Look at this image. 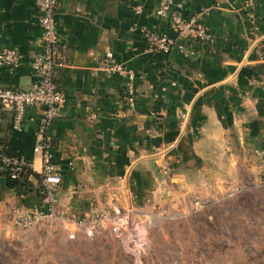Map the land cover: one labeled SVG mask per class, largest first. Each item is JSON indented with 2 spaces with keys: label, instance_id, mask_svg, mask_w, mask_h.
<instances>
[{
  "label": "crops",
  "instance_id": "crops-1",
  "mask_svg": "<svg viewBox=\"0 0 264 264\" xmlns=\"http://www.w3.org/2000/svg\"><path fill=\"white\" fill-rule=\"evenodd\" d=\"M247 1L61 0L56 25L68 64L55 73L64 103L50 136L62 172L58 195L68 214L81 219L111 204L178 211L190 200H218L250 180L260 182L264 57L255 51L264 46V0L250 9ZM164 3L180 5L187 17L210 9L204 20L211 38L196 44L193 54L148 49L144 31L175 37L156 15ZM38 18V0H0V47L22 56L14 75L0 72L2 85L29 90L35 83L31 62L43 51ZM109 52L137 77L134 109L125 107L122 79L99 68ZM43 113V107L28 109L22 131H14L12 111L0 106L1 145L36 174L43 169L34 152ZM31 181L33 189L18 196L7 190L0 171V240L20 233L13 226L17 209L40 205L38 181ZM74 229L35 230L64 235Z\"/></svg>",
  "mask_w": 264,
  "mask_h": 264
},
{
  "label": "built area",
  "instance_id": "built-area-1",
  "mask_svg": "<svg viewBox=\"0 0 264 264\" xmlns=\"http://www.w3.org/2000/svg\"><path fill=\"white\" fill-rule=\"evenodd\" d=\"M61 0H38V26L42 31L43 51L31 62V70L36 81L29 90H19L6 87L0 82V105L13 113V130L22 131L25 115L28 109L43 107L44 113L38 126V143L34 152L42 157L43 169L41 203L30 210L20 208L15 211L13 226L17 231L29 232L41 227L57 230L62 225L74 227L68 230L67 239L74 240L80 231L94 238L108 233L120 245L122 251L131 256L133 264H143V258L150 248V233L154 227L166 220L197 213L204 209L205 203L198 199L188 201L182 209L172 211L161 207L123 209L118 204H111L104 211L85 218L77 219L68 214L62 207L58 191L62 184V172L55 161L54 145L50 136L51 127L61 115L64 94L55 83V73L68 64V47L59 38L56 25V15L59 12ZM254 0H248L247 9L253 8ZM137 13L142 12V6L135 5ZM210 9H202L199 13L187 17L184 9L171 3L162 4L156 11L157 17L169 22L175 37L167 33L144 31L142 38L152 52L168 53L174 48L193 54L198 43H204L211 38L210 30L204 20ZM252 23V35L257 37L258 27L254 14L249 15ZM257 39V38H256ZM256 54L264 57V46L256 47ZM22 56L15 49L0 47V72L6 71L14 75L20 68ZM100 70L107 76H119L124 83L125 107L134 109L137 99V77L125 64L119 62L116 56L109 52L100 60ZM122 116L123 113H119ZM185 118V116H183ZM0 160L16 178L24 171L26 162L9 158L0 152ZM259 184L264 185V175ZM245 186H238L227 193L234 197L242 192Z\"/></svg>",
  "mask_w": 264,
  "mask_h": 264
},
{
  "label": "rangeland",
  "instance_id": "rangeland-1",
  "mask_svg": "<svg viewBox=\"0 0 264 264\" xmlns=\"http://www.w3.org/2000/svg\"><path fill=\"white\" fill-rule=\"evenodd\" d=\"M243 186L154 227L143 264H264V185ZM19 232L0 240V264H133L108 233L68 240L67 233Z\"/></svg>",
  "mask_w": 264,
  "mask_h": 264
},
{
  "label": "trees",
  "instance_id": "trees-1",
  "mask_svg": "<svg viewBox=\"0 0 264 264\" xmlns=\"http://www.w3.org/2000/svg\"><path fill=\"white\" fill-rule=\"evenodd\" d=\"M0 152L8 156L9 158H16L18 160L21 159V157L16 153V151L12 150L9 146L1 145V143ZM23 169L24 171L19 174L16 178H14V175L11 173V167H7L0 160V171L7 180V190L10 192H14L18 196H20L24 192L33 189V183L31 179L35 178L38 181L37 192L39 193L40 198H42V177L40 176V174H36L28 163H26V166Z\"/></svg>",
  "mask_w": 264,
  "mask_h": 264
}]
</instances>
